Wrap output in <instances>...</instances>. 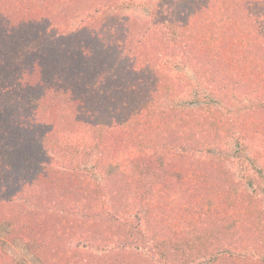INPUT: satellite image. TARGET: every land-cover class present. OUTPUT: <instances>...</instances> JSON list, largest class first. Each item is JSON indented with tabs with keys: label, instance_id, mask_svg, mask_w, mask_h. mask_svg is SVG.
I'll use <instances>...</instances> for the list:
<instances>
[{
	"label": "trees",
	"instance_id": "16d2710c",
	"mask_svg": "<svg viewBox=\"0 0 264 264\" xmlns=\"http://www.w3.org/2000/svg\"><path fill=\"white\" fill-rule=\"evenodd\" d=\"M119 1L0 0V119L6 122L0 127V195L3 188L11 194L0 198V203L11 204L13 210L12 203L17 205L16 198L23 194L30 199L26 202H34L26 216L37 215L39 223L34 228L40 230H30V243L49 234L53 237L47 240L48 247L56 249L64 245L63 238H71V242L78 238L67 231H58L57 236L54 223H47V214L35 213L38 193L49 192L47 184L58 182L64 171L70 174L69 153L87 148V142L81 141L82 130L75 131L66 122L55 123L56 117L49 111L53 104L45 97L48 91L51 100L74 104L78 108L75 114L84 124L100 129L99 137L101 130L118 127L125 141L122 153L126 161H121L128 164L130 158V164L138 168L153 169L159 176L160 172L171 174L172 181L165 185L184 196L165 211L144 203L145 194L138 192L134 194L144 199L134 204V195L123 203L103 198L109 208L104 212L76 204L91 219L106 213L105 218L116 227L111 231L119 232L116 247L106 249L101 258L142 247L155 255L158 264H171L165 252L170 246L164 247L165 242L182 243L195 227L217 222L227 224L222 229L236 232L240 240L220 243L215 251L211 249L214 253H204L208 254L204 255L206 261H196L199 257L189 253V264H264L261 253H246L251 249L247 240L253 239L264 249V29L253 27L262 21L264 11H250L262 8L264 0H157L161 3H155L147 22L122 15ZM243 21L249 26L239 32ZM56 39L61 47H52L49 53L58 60L42 61L48 44ZM163 57L188 64L198 80L217 92L241 90L253 101L252 108L231 119H223L211 109H160L161 101L175 96L176 88ZM112 61L120 69L109 71ZM33 121L51 128H35L29 134L24 126ZM229 136L237 148L227 156L220 144ZM112 142L121 140L117 135L106 143ZM132 144L135 151L127 148ZM51 146L52 155H47L45 150ZM233 160L246 163V171L249 167L254 173L245 171L244 187L229 172ZM210 168L217 175L227 174L225 179L231 183L214 182ZM11 181H15V190H11ZM158 183V179L150 180V189ZM67 189L74 190L71 184ZM68 190L65 195L70 194ZM105 193L108 198L107 189ZM142 212H155L168 223L165 227L170 232L160 237L162 241L148 220L140 224ZM14 215L22 220L23 213ZM13 218L2 217L0 224L6 221L11 231L19 233ZM251 225L259 226L260 233ZM242 232L246 234L240 238ZM78 249L74 246V251L67 252L64 263L77 258L90 264L91 253ZM33 254L44 264L40 251ZM10 259L0 241V264H11Z\"/></svg>",
	"mask_w": 264,
	"mask_h": 264
},
{
	"label": "rangeland",
	"instance_id": "374dc122",
	"mask_svg": "<svg viewBox=\"0 0 264 264\" xmlns=\"http://www.w3.org/2000/svg\"><path fill=\"white\" fill-rule=\"evenodd\" d=\"M155 3L158 4L161 2L157 0H120L118 8L122 15L135 18L141 22H144V20L147 22L146 17L154 8ZM262 6V8H256L250 11H252V14H257L258 10H260V12L264 11V5ZM260 20H262L260 23L257 22L253 26L256 30L264 29V18ZM247 26H249L248 23L243 21L239 28V32H241L243 28H247ZM37 35L39 38L41 37V34ZM243 38L244 37L242 36V39ZM59 44L60 41L57 39L50 42L48 44V54L43 57L42 61L46 58L47 60L52 58L58 60V56L56 58V54L55 56L54 54L50 55L49 52L52 50V47L54 50L56 47H61ZM66 46L70 47V44H66ZM26 58L28 57L26 56ZM163 59L164 57L162 58V62L165 64V70L169 72L168 74L172 77L176 88L174 90L175 96L165 97L158 105L160 109L170 107L176 108L177 110L200 108L211 109V111L216 112V114L221 118L231 119V117L242 116L252 108L251 103L253 101H249L247 97H245L247 95H245V93L241 90H238L237 92L231 90L226 94L217 92L215 91L216 89H212L210 86H207L202 80H198L195 77L194 69L188 66V64L184 65L181 61L170 60V58H165L164 61ZM112 63L113 61L110 63L111 65L109 64V71H116L120 69V66L117 63H114V65ZM45 97H47V102L53 104V107H51V109L49 108V111H52L55 115V123H58L59 126L66 122L70 124V127L73 130H82L83 132L80 134L81 141L84 144L87 142V148L83 147L84 149H82V151L81 149H78L76 151L77 153H69V157H71L70 168L72 169L71 172H67H70V174L67 175L64 171L63 177L57 179L59 183H55V181H53L47 184L49 185L47 188L49 189V192L38 193V197L35 199V205L38 209L35 213L39 211L40 215L43 217L47 214V217L49 218L47 223H54L57 236H59L58 231L60 234L67 231V234L74 233L78 238L74 242H71V238L66 239L67 241L63 238L62 241H64V245L56 249L48 247L49 243L47 240L53 237L49 234L47 238H44L46 239L45 242H43L44 239H38L37 241H32L30 239L32 241L30 243L28 239V237H30V230H40L38 227L34 228L37 223H39V219L35 214L31 217L26 216V213L29 215L30 213L28 211L33 209L34 202L29 204L26 202L29 198H27L24 194L23 196L18 195L16 198V200L18 199V204L15 205L12 203L13 210L9 207L11 204L0 203V218L3 217L7 220L13 218V214L23 213L22 220L19 219L17 215H14L13 218V222L22 228H19V233L11 231L6 221H3V223L0 224V241L2 244V250L11 258L10 263L42 264L41 260L33 254V251L36 250L40 251L44 264H66L64 263L66 253H71L74 251V246H79L77 251L80 253H91L90 264H158L155 255L151 254V252L142 247H140L139 251L126 249L123 253H120V250L118 253H111L107 255L106 258H101V255L105 253L106 249L116 247L115 239L119 237V232L114 233V231H111L115 226L113 222H109L108 219L105 218L106 213H102L103 216L97 217V219H91L90 216H84V213L79 211V208L76 209L75 205L80 204L89 207L95 206L99 209V211L104 212L108 211L109 208L103 203V198L109 201L123 203L127 196L134 195L131 200V204H134L138 203L140 199H144L139 197L137 194H134L138 192L139 195L142 193L145 194L144 203L147 201V204H150V207L155 205L160 207L162 211H165L170 205H174L176 203L178 204L182 198L184 199V196L180 192H176L174 189L170 190L168 189V186L165 185V183H170L172 181L170 178L171 174L165 175V172H160L161 176H159V174L153 169H151V171H146L142 167L138 168L136 164H130L133 160L130 158L128 164H124L122 161H126V158L122 152L125 148L123 146L125 141L122 136L123 132L121 133V130H119L118 127L109 131L101 130V138L99 137L100 129L94 127L95 124L93 126L88 122L87 124H84V120H80V116L75 114V111H78V108L74 104H68L65 99H60L59 102L53 101L51 100L48 91L46 92ZM5 123V119L1 118L0 127ZM24 127L28 129L30 132L29 134H31V132H35V128H39L37 131H41V129H47L48 131L51 128L49 126H45L43 122L40 124V121L25 123ZM53 130H55V128ZM107 135H109V137H106ZM117 135L119 136V140H121L119 144L118 142L106 143L108 140H112ZM133 145L134 144L129 145L127 148L135 151L136 148H134ZM222 145L227 151L224 153L225 155L228 156L235 154L234 150L237 148L235 145V139L230 138L229 136L223 140L220 146ZM52 148L53 146H51L48 150L44 148L46 149L45 151H47V155H52L50 153L52 152ZM103 155H105V157ZM160 158L158 159L161 163L163 161ZM239 159H242V156H240ZM98 161L100 164L97 167L96 164ZM247 162L249 164V161ZM245 165L246 163L240 164L236 160H233V164L228 165L229 172L235 179L236 183L242 184L243 187L247 184V181L245 180V176L247 175L244 173L248 172L249 175L254 174L248 166V170L246 171L247 168H245ZM210 169L209 170L210 173H212L214 182L221 183L222 185L231 183L225 179V175L227 174L224 175V172H222L221 175H217L213 168ZM133 172H136V175H134ZM144 174H147L148 177L142 176ZM137 178H139L138 182ZM153 179H158L159 183L158 186H153L152 189H150L152 186L150 184V180L152 183ZM106 183H108L109 187L106 186ZM14 184L15 181L10 182V186L12 188L11 190L16 189V184ZM69 184L72 185L74 190L72 189V191H69L67 189L69 188ZM106 189L108 198L104 195ZM67 190L70 193L69 195H65ZM101 192H103V194ZM9 194V191L6 188H3L0 198L8 197ZM142 206H144V204H141V207ZM144 208L146 209L145 206ZM160 208L155 210H160ZM58 211H62L63 213ZM92 211L99 213L96 209H93ZM66 213L70 214V216L66 215ZM55 216L57 217L55 218ZM139 218H142V223L140 224H143L146 220L152 224V228L157 230L156 233L158 235V240L162 241L160 237L170 232V230L165 227L168 223L163 222L161 219L163 217H160V215L155 212H151L149 215H147V212L146 214L145 212L139 213ZM226 225L227 224L217 222L203 223L202 225L195 227L189 235L187 233L182 240V243L178 242V244L175 245V242L173 241L169 242L171 244L165 242L164 247L170 246L165 251L169 253L168 256L170 263H191L192 260L189 257V253L193 256L197 255L196 257H199L196 261H206L209 259L207 258L208 256L204 255L208 254L204 253H209L210 251L211 253H214L220 243L235 242L240 240L238 239L236 232L228 233L227 230L222 229ZM249 227L257 233H260L259 226L251 225ZM114 229H116V227ZM245 234L246 232H242L240 234V238L245 236ZM105 240L107 242H104ZM247 241L251 246V249H249L246 253H261V256L264 255V249L254 243L253 239ZM41 242H43L42 247H40ZM256 246L258 247V250H256ZM211 249L214 251L212 252ZM255 256L258 255L256 254ZM77 260V258H74V260H70V263L68 264H83L80 259L78 261Z\"/></svg>",
	"mask_w": 264,
	"mask_h": 264
}]
</instances>
